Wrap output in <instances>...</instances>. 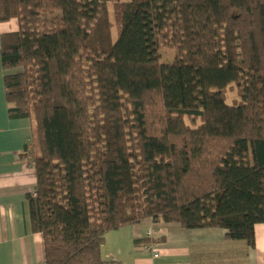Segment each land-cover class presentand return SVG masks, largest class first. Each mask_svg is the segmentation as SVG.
<instances>
[{
    "label": "trees",
    "instance_id": "16d2710c",
    "mask_svg": "<svg viewBox=\"0 0 264 264\" xmlns=\"http://www.w3.org/2000/svg\"><path fill=\"white\" fill-rule=\"evenodd\" d=\"M14 18L2 64L20 72L5 92L34 127L20 159L36 170L29 216L47 264H106V233L148 219L254 247L264 0H0V22Z\"/></svg>",
    "mask_w": 264,
    "mask_h": 264
},
{
    "label": "crops",
    "instance_id": "0c3cea01",
    "mask_svg": "<svg viewBox=\"0 0 264 264\" xmlns=\"http://www.w3.org/2000/svg\"><path fill=\"white\" fill-rule=\"evenodd\" d=\"M19 28L16 18L0 22V264H44V236L32 229L28 207L36 170L20 159L32 143L34 127L29 118L10 116L4 83L20 69H4L2 36ZM254 235L251 247L229 240L225 229H186L148 219L106 233L102 258L106 264H264V223L255 226Z\"/></svg>",
    "mask_w": 264,
    "mask_h": 264
},
{
    "label": "rangeland",
    "instance_id": "374dc122",
    "mask_svg": "<svg viewBox=\"0 0 264 264\" xmlns=\"http://www.w3.org/2000/svg\"><path fill=\"white\" fill-rule=\"evenodd\" d=\"M116 37V36H115ZM160 53V63L171 64L176 55V50L172 46H162L159 50ZM225 101L228 104H234L240 102V95L238 93L236 85H233L231 89L227 92L225 96ZM187 124L192 125L189 119H186Z\"/></svg>",
    "mask_w": 264,
    "mask_h": 264
},
{
    "label": "built area",
    "instance_id": "2783aa9c",
    "mask_svg": "<svg viewBox=\"0 0 264 264\" xmlns=\"http://www.w3.org/2000/svg\"><path fill=\"white\" fill-rule=\"evenodd\" d=\"M147 231H148V236L152 235V227L147 228ZM146 248L151 249L150 246H147ZM155 257H158V255H156ZM44 264H47V263L45 262Z\"/></svg>",
    "mask_w": 264,
    "mask_h": 264
}]
</instances>
